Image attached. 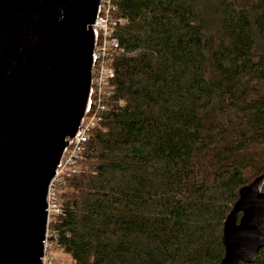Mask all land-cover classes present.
I'll return each mask as SVG.
<instances>
[{
    "label": "trees",
    "instance_id": "16d2710c",
    "mask_svg": "<svg viewBox=\"0 0 264 264\" xmlns=\"http://www.w3.org/2000/svg\"><path fill=\"white\" fill-rule=\"evenodd\" d=\"M113 5L112 93L60 192L51 252L67 264H219L239 189L264 174V0Z\"/></svg>",
    "mask_w": 264,
    "mask_h": 264
},
{
    "label": "water",
    "instance_id": "95a60500",
    "mask_svg": "<svg viewBox=\"0 0 264 264\" xmlns=\"http://www.w3.org/2000/svg\"><path fill=\"white\" fill-rule=\"evenodd\" d=\"M100 0H0V264H42L46 192L90 108ZM264 174L240 187L219 264L264 247Z\"/></svg>",
    "mask_w": 264,
    "mask_h": 264
},
{
    "label": "built area",
    "instance_id": "2783aa9c",
    "mask_svg": "<svg viewBox=\"0 0 264 264\" xmlns=\"http://www.w3.org/2000/svg\"><path fill=\"white\" fill-rule=\"evenodd\" d=\"M113 0H100L99 12L95 19L96 42L93 49L94 63L91 69L90 108L83 116L78 133L66 146L56 172L50 179L46 192V234L43 241L42 264H55L54 255L48 242V227L53 218L62 212L60 192L66 181L78 171L79 161L87 151L91 130L100 128L107 100L113 89L112 80L114 54L119 51V43L113 35L122 19L113 16Z\"/></svg>",
    "mask_w": 264,
    "mask_h": 264
},
{
    "label": "rangeland",
    "instance_id": "374dc122",
    "mask_svg": "<svg viewBox=\"0 0 264 264\" xmlns=\"http://www.w3.org/2000/svg\"><path fill=\"white\" fill-rule=\"evenodd\" d=\"M263 189H264V186H263ZM53 255H54L55 264H67L70 262V258L65 254H61V252L59 251L54 252Z\"/></svg>",
    "mask_w": 264,
    "mask_h": 264
}]
</instances>
